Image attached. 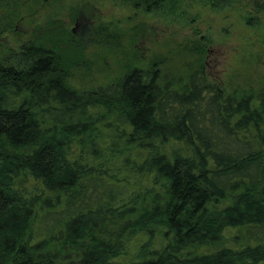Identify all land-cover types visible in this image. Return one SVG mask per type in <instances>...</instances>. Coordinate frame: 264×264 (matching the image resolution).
<instances>
[{
	"label": "trees",
	"instance_id": "obj_1",
	"mask_svg": "<svg viewBox=\"0 0 264 264\" xmlns=\"http://www.w3.org/2000/svg\"><path fill=\"white\" fill-rule=\"evenodd\" d=\"M210 43L96 89L40 46L33 69L0 70V264H264V85L211 81Z\"/></svg>",
	"mask_w": 264,
	"mask_h": 264
},
{
	"label": "rangeland",
	"instance_id": "obj_2",
	"mask_svg": "<svg viewBox=\"0 0 264 264\" xmlns=\"http://www.w3.org/2000/svg\"><path fill=\"white\" fill-rule=\"evenodd\" d=\"M32 1L37 46L72 64L70 83L77 89L112 84L159 59L180 63L186 54L179 47L202 36L211 42L205 59L211 81L228 92L264 85V0H235L221 10L185 0L187 14L174 20L120 0ZM100 28L107 29L106 36Z\"/></svg>",
	"mask_w": 264,
	"mask_h": 264
},
{
	"label": "flooded vegetation",
	"instance_id": "obj_3",
	"mask_svg": "<svg viewBox=\"0 0 264 264\" xmlns=\"http://www.w3.org/2000/svg\"><path fill=\"white\" fill-rule=\"evenodd\" d=\"M36 13L35 1H0V70L18 72L27 64L25 60L28 56L29 68H34L37 47L34 33ZM6 59L9 64L4 66L2 62Z\"/></svg>",
	"mask_w": 264,
	"mask_h": 264
}]
</instances>
